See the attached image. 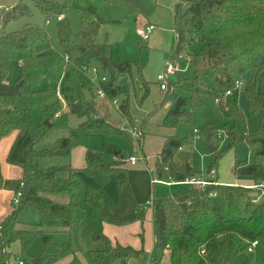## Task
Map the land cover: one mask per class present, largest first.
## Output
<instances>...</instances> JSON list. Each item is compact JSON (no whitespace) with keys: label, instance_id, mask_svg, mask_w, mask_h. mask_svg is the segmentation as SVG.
<instances>
[{"label":"trees","instance_id":"16d2710c","mask_svg":"<svg viewBox=\"0 0 264 264\" xmlns=\"http://www.w3.org/2000/svg\"><path fill=\"white\" fill-rule=\"evenodd\" d=\"M30 1L45 18L61 17L56 24L60 50L43 51L51 40L50 35L35 24L0 34V60L8 57L11 51H17L22 60L21 75L16 82L21 81V87L15 93L0 95V140L17 132L7 161L23 169L21 179H5L0 166V189L14 193L24 181L20 188L21 202L0 222V264H15L10 261L17 257L9 250L13 242L27 239L38 231L46 234L43 243L47 246L52 243V233L71 232L74 227L80 228L92 264H112L115 261L128 264L141 250L113 245L109 238L85 223V209L75 201L83 188L79 169L70 163L46 166L41 162L44 158L69 156L80 145L77 136L63 137L50 148L37 149L36 145L51 128H68L70 114L83 119L78 129L86 135H121L131 139L128 132L99 114L94 84L81 66L93 63L101 66L106 76L101 87L109 98H122L120 112L130 119L131 92L138 98V90H142L139 98L142 102L149 95L148 84L139 72L137 62L113 61L110 44L96 43V36L103 25L121 22L113 19V6H124L131 12L141 11V6L137 0ZM69 8L79 10L80 31L76 37L63 17V12ZM26 14H30V6L26 0H19L3 12L0 32L6 23ZM174 31L176 39L171 57L182 55L183 62L191 63V87L188 95H179V82H169L164 99L156 108L165 101H173L169 116L174 117L175 123L183 121L194 130L198 129L194 126L196 109L206 105L211 98H220L219 104L227 118H244L239 106V95L243 90L248 97L249 109L254 113L262 112L260 123L254 131L246 132L245 137L238 134L234 125L225 123L220 127L227 134L228 144L221 152H215L216 159L207 172L217 168L219 158L228 150L245 141L254 160L251 163L235 161L234 174L237 179L264 182V162L258 159L264 158V89L258 81L259 76L264 80V0H180L175 8ZM195 42L200 43V48L193 54L188 48ZM258 54H262V59L253 63ZM104 56L110 59L109 71H105L100 63ZM114 63L123 66L124 70H117ZM133 65H137V78L133 74ZM248 72L252 77L244 81ZM3 80L4 75L0 74V81ZM240 82L242 86L237 85ZM57 87L65 108L57 98ZM85 90L91 92V101L85 100ZM227 91L230 94H226ZM35 108L40 109L38 125L32 120ZM46 120L50 126L45 124ZM216 129L213 125L202 128L210 146L214 145ZM142 137L137 139L139 146ZM196 140L194 132L184 137H168L160 154L161 161L156 163L154 178L171 182L193 178L196 171L191 164V151ZM104 148L115 150V146L109 143H104ZM120 164L106 161L102 152L87 150L85 165L81 168L97 183L84 189V200L90 205L91 216L116 225L141 220L145 216V205L132 216L121 218L106 204L103 187L119 170ZM252 191L242 184H222L215 179L203 188L190 185L172 196L154 195L152 205L146 206L152 210L154 233L150 264H163L166 256L170 264H227L238 255L249 252L254 241L257 244L252 253L256 264H264V200L253 202L257 198L250 195ZM211 193L220 198V209L210 203ZM26 205L40 215L33 229L17 228L19 214ZM66 255L73 256L68 264H84L71 243L63 244L59 254L43 252L37 264H51Z\"/></svg>","mask_w":264,"mask_h":264},{"label":"rangeland","instance_id":"374dc122","mask_svg":"<svg viewBox=\"0 0 264 264\" xmlns=\"http://www.w3.org/2000/svg\"><path fill=\"white\" fill-rule=\"evenodd\" d=\"M148 1V0H147ZM26 3L30 6V14H26L21 16L18 19H14L5 24L3 28V32L0 34H9L14 31L22 30L27 24H35L44 29H46L50 35V42L45 47L43 51L48 50H60L58 44L57 37V18H45L40 12L39 8L30 0H26ZM154 0L148 1V8H150L149 4H154ZM1 9V7H0ZM132 12L129 8L124 6H118V8L113 10V17L117 19H121L122 22L120 24H110L102 26L98 34L96 36V43L98 44H110L111 46V58L113 61L121 60V61H138L140 63L141 60L146 62H151L153 59L152 54L148 53V49H146L145 41H143L140 37H138L135 33L138 28V23L136 24L134 21L133 15L128 14ZM79 10L76 8H69L63 12V17L66 18L70 24V27L73 32V37L79 35L80 31V20H79ZM47 20L50 21L47 24ZM2 21L0 20V30L2 27ZM200 43L195 42L189 48V52L195 54L199 51ZM155 53H153L154 55ZM143 58V59H142ZM19 57L17 51H11L4 60H0V74L4 75L3 82L6 84H16L17 80L21 75V66L19 64ZM262 59V54H258L254 57L253 63H258ZM185 64V63H184ZM105 71H109L110 69L105 68ZM138 76V70H136V66L133 65V74ZM255 73V72H254ZM183 87H186V91L183 89L179 90L181 95L189 94L188 89L191 87L190 78L193 77L192 69L189 68L186 73L179 74ZM252 77L251 72H248L243 80H249ZM262 76L258 77L259 85L264 89V80ZM42 85H45L43 82ZM151 93L144 99L143 104L137 102V108L141 109L140 112L143 114H148L145 116L148 120L156 117L157 111L159 107L155 109V105L150 108L146 106L149 105L152 98H155L160 91L155 89L156 84L152 82L151 84ZM242 86V85H241ZM139 94L142 96V90H138ZM133 94V93H132ZM150 97V98H149ZM134 98V97H133ZM132 98V99H133ZM136 101V98H134ZM239 106L243 110L245 117L244 118H227L221 105L215 101V98H211L208 103L204 106H201L196 109L195 117H194V126L198 128L199 132L196 135L198 138L192 148L191 151V164L196 171V176L194 177H209V172H207L208 167L211 163L216 159L215 152H221L224 147L227 146L228 140H219L217 138L214 139V145H216V151L211 152L210 144L206 142L205 133L202 130L203 127L207 125H213L216 128L222 127L225 123L230 125H234L238 134L241 137H245L246 132L254 131L261 120L262 112L254 113L249 109V101L246 93L242 90L239 95ZM100 106V110H101ZM146 110L144 112V110ZM110 120L109 122L118 126L121 129L130 130V125L126 116L122 115L117 109L113 106L110 108ZM100 114V111H99ZM143 116H137V122L142 120ZM144 117V118H145ZM33 124L38 125L40 123V109L35 108L33 110ZM83 121L82 118L75 114H70L68 116V128H51L45 137L36 145L37 149L42 148H50L52 147L59 139L63 137H67L71 134L76 135L80 141V145L72 150L71 154L66 157H49L44 158L41 162L46 166L55 165V164H63L70 163L73 167L78 168V174L81 176L83 180V188L76 195L75 201L81 204L85 209V223L92 224L93 220L90 217V205L84 200V189L87 185L85 182L86 178H89L93 185H97L94 178L88 176L81 168L85 165V154L87 150L98 151L103 153V158L107 161H112L113 157L126 159L127 155L131 154L134 150V147H137L136 140L130 139L121 135H110V136H98V135H86L78 129L79 124ZM160 123V122H159ZM159 123L152 126V132L148 133L152 138L151 148L155 146V143L158 141V134L154 133L156 131ZM142 124V129L145 130V125ZM175 136L184 137L188 134H192L193 127L187 126L186 123L180 121L175 123L173 118H169L165 123ZM217 130V129H216ZM145 134V133H144ZM147 135V134H146ZM104 143H109L118 148L115 152L107 151L104 148ZM143 143V141H142ZM120 150L119 154H116L117 151ZM1 154V153H0ZM138 154V153H137ZM2 159V158H1ZM262 162H264V158H258ZM121 160V159H119ZM254 160V156L249 146L245 141L238 143L235 147L228 150L224 155H222L218 163L216 165L218 170L219 177L226 181L227 184L241 182L242 179H237L233 167L235 161H243L245 163H251ZM1 164V162H0ZM3 169L6 170V161L2 159ZM7 171V170H6ZM119 174V175H118ZM126 174V170H118L112 177V180L116 182L119 177ZM217 179V177L215 178ZM85 180V181H84ZM110 181L107 183L109 184ZM242 185L250 188L255 192V190L251 187L255 182L251 180L242 181ZM190 185H187L183 182H171V181H157L156 182V193L157 195H165L172 196L177 192L184 191L188 189ZM121 189V188H120ZM119 189V190H120ZM1 190V189H0ZM1 190L0 192L4 195L8 192ZM262 193L258 192V195L254 196L257 198V201L264 200V187L261 188ZM10 191V190H7ZM252 191V192H253ZM252 195V194H250ZM263 195V196H262ZM60 197V196H59ZM260 197V198H259ZM56 198V197H55ZM58 201H61L59 198H56ZM210 203L217 209L221 207V200L217 196H211L209 198ZM14 209L15 206H12ZM40 215L36 209L33 207L26 205L22 208L19 214V222L17 224V228L19 229H33L34 224L39 221ZM46 235L41 232H35L31 237L24 240H17L13 242L9 248L12 255H19L26 263H31L34 259H40L43 252L47 255L59 254L62 250V245L65 243H71L75 249V254L84 264H92L87 256V246L80 235V228L74 227L71 232H56L52 233L51 236L53 238L52 243L44 246L43 236ZM72 255H66L59 260L51 263V264H68ZM12 263L13 259L10 260ZM247 261V264H256L255 256L252 252H246L244 254L238 255L233 260L229 261L227 264H243ZM44 263V261L42 262ZM32 264V263H31ZM112 264H119L118 261H115ZM163 264H170V259L168 256L165 257Z\"/></svg>","mask_w":264,"mask_h":264},{"label":"crops","instance_id":"0c3cea01","mask_svg":"<svg viewBox=\"0 0 264 264\" xmlns=\"http://www.w3.org/2000/svg\"><path fill=\"white\" fill-rule=\"evenodd\" d=\"M18 1L19 0H0L1 21L3 17V12L15 6ZM148 1L137 0V2L141 6V11L132 12V14L128 12V14L133 15L135 23L136 24L138 23V28L144 26L146 23H152L155 25V29L151 32L149 39L143 40L146 43L145 45L146 49H148L146 51L152 54L153 59L151 62H146L144 60H141L140 63L138 61H131V62L138 63L140 68L139 72L141 73L144 81L148 84V87L150 89L149 94L151 93L150 84L152 82L156 84L155 89L157 91H160V93H158L155 98H152L150 104L146 105L148 106V108H150L153 103L156 109V105H158L161 101H163L165 96V91H163L160 88V84L157 81V75L164 70L165 62L172 55V51L176 39V34L174 31L175 8L180 2V0H154L155 1L154 4H149L150 8H148ZM118 6L120 5L113 6L112 17H113V10L118 8ZM113 19L121 20L114 17ZM120 23L117 22L110 24H120ZM135 34L138 36L137 31ZM153 53L155 54L153 55ZM184 63L182 65V70L177 72L176 74L171 75L169 80V82H177V81L179 82V87L177 88V93L179 95H181L179 93L180 89H183L184 91H186L187 89L186 87H183L182 79L179 74L186 73L189 68L192 69L191 63L189 62H184ZM135 66L137 70V65ZM135 78H137V71ZM132 93L133 91L131 92L130 95L131 96L130 105H129L130 119L127 118L130 125V130L129 131L125 130V131L129 133L131 139H134L131 136L130 131L134 128H137V126L141 124L139 126V130L141 133L140 138L141 136H143L142 137L143 143L139 146L136 142L137 147H134V150L132 151L131 154L127 155L126 159L120 157L118 158L117 156V157H113L112 161L107 160L108 162H121V164L118 166L119 171L126 170V174L119 177V179L116 182L112 180L114 178L112 177L110 183L106 184L103 187L107 206L111 207L114 213L121 218L132 216L137 209L142 208L145 205L146 201L149 198H153L154 195L155 196L157 195L156 182H154V180H157L154 178L156 163L161 161L160 154L167 138L170 136H175L174 133L168 128L170 126H168L167 128L164 127L166 126L165 125L166 120H168L169 118L174 119L173 116H169V112L174 104L173 101L170 100L165 101L162 105L159 106V109L157 110L159 112L157 113V115H155L156 117L154 118V120L153 118L148 120L145 117L148 114L145 113L143 114L142 112H140L142 108L141 109L137 108V102H140L139 98L141 97V95L139 94L137 98V95L135 93L133 94ZM133 97L136 98V101L134 100ZM118 99L121 102L122 98L118 97ZM143 101L140 102V104L141 103L143 104ZM97 102L102 107L100 110V115L105 116L107 119L110 120L111 119L110 108L112 104L109 103L107 100L98 97H97ZM118 111L120 112V110ZM145 111L146 110H144V112ZM143 115L145 118L143 117L142 120L137 122V116H143ZM143 123L145 125V130L142 129ZM157 123H159V126H157L156 131L153 132L158 134L157 135L158 141L155 143V146L153 147L154 149H152L150 146L152 142V140L150 139L152 137L148 133L152 132L151 127ZM16 135L17 132H11L9 135L4 136L0 140V153H1L0 166H1L2 176L5 179H21L23 177V169L20 166L9 164L7 161L9 151L16 138ZM116 150H118L117 147H115V150L113 152H115ZM119 153L120 150L117 151L116 154ZM131 155H137L140 158L139 161L134 165L129 163V157ZM1 158L3 159V161L4 160L6 161L7 171L3 169ZM216 177L219 183L227 184L226 181H223L219 177L218 170ZM85 180L84 181L87 182L86 186H95L93 185L94 183L91 182L89 178H86ZM242 181L251 182V180L248 179H242ZM241 182L232 183V184L229 183V184L237 185V184H241ZM5 191L8 193L4 195L0 192V222L13 210L11 209L13 208L12 207L13 204L11 202V199L13 197V191L12 190L10 191L5 190ZM251 194H252L251 196L254 197L256 196L255 194L258 195V192H253ZM90 217L93 220L92 224L90 225L98 233L103 234L107 238H109V240L113 245L120 244L122 246H131L134 249L141 250V253L135 258H131L128 264H150V254L154 246L152 210L150 208L145 207V216L143 219L135 220L130 223H126L122 225L111 224L108 222L94 219L91 216V209H90Z\"/></svg>","mask_w":264,"mask_h":264},{"label":"built area","instance_id":"2783aa9c","mask_svg":"<svg viewBox=\"0 0 264 264\" xmlns=\"http://www.w3.org/2000/svg\"><path fill=\"white\" fill-rule=\"evenodd\" d=\"M60 19H61L60 16L57 17V20H60ZM49 23H50V21L47 20V24H49ZM154 29H155L154 24L146 23L144 26L137 29V34L142 40H148L151 32ZM21 63H22V60L20 58L19 64H21ZM183 63L184 62H183V56L182 55H179L178 57H175V58L170 57L167 59V61L165 62L164 70L157 75V81L159 82L160 88L163 91H166L168 89L169 80H170L171 75L176 74L177 72L182 70ZM81 70L86 75H88L90 80L93 82L95 95L98 98L107 100L109 103L112 104V106H114L116 109L120 110L119 99L118 98H114V99L109 98L107 93L105 92V90L100 85L101 82H104L106 80V76L103 73L101 66L97 63H93V64H90L89 66H85V65L81 66ZM237 85L241 86L242 83L241 82L237 83ZM226 94H230V91H227ZM57 98L61 103H63V105H65L64 106V108H65L66 104H65V101H64L62 95L60 94L58 87H57ZM215 101L217 103L221 102L220 98H218V97L215 98ZM193 132L195 133V136H196V135H198L199 130L194 129ZM130 133H131V136L136 140L140 137V134H141L138 126H137V128L132 129L130 131ZM198 137L196 136V139ZM216 138L219 140H222V141L227 140V134L223 129L218 128L216 130ZM139 159L140 158L137 155H131L129 157V163L134 165L139 161ZM216 174H217V169L214 168V169H211L209 171V177H207V178L193 177L190 179H186L185 181H182V182L185 184L192 185L196 188H203L204 186H207V185L211 184L212 182H214V180L216 178ZM157 181H159V180H154V182H157ZM23 185H24V181H22L20 183V188L23 187ZM251 187L255 191H259L262 193L261 188L264 187V182L255 183ZM20 188L16 192L13 193V197L11 199V202H12L13 206H15V207L21 202L22 190ZM210 196H216V193H211ZM152 202H153L152 198L148 199L145 203L146 204L145 207L148 205L149 206L152 205ZM253 202H255V200H253ZM1 229H2V225L0 223V231H1ZM256 244H257V241L252 242V244L248 248V250L250 252H252L254 250ZM13 261L15 264H24L25 263V261L22 258H20L19 255H17V257L13 258Z\"/></svg>","mask_w":264,"mask_h":264},{"label":"water","instance_id":"95a60500","mask_svg":"<svg viewBox=\"0 0 264 264\" xmlns=\"http://www.w3.org/2000/svg\"><path fill=\"white\" fill-rule=\"evenodd\" d=\"M100 63H101V65L104 68H107L109 66V64H110L109 57L108 56L101 57L100 58ZM113 65H114V67L117 70H120V71L124 70V67L121 66L120 64L114 63ZM21 85H22L21 81L16 83V84H13V85L6 84V83L0 81V95H8V94L15 93V92H17L19 90ZM84 97H85L86 101H91L93 99V96H92V94H91V92L89 90H85L84 91ZM45 124L49 125V126L51 125L48 120L45 121ZM216 149H217L216 147L210 146L211 152L216 151ZM39 261H40V259L38 258V259L32 260L31 263L32 264H37ZM221 264H225V263H221Z\"/></svg>","mask_w":264,"mask_h":264},{"label":"bare ground","instance_id":"6f19581e","mask_svg":"<svg viewBox=\"0 0 264 264\" xmlns=\"http://www.w3.org/2000/svg\"><path fill=\"white\" fill-rule=\"evenodd\" d=\"M255 192H257V191H255ZM255 195H257V194H255ZM150 199V198H149ZM146 205V204H145Z\"/></svg>","mask_w":264,"mask_h":264}]
</instances>
